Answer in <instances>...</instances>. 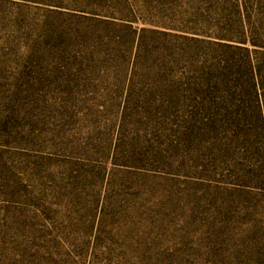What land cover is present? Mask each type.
Masks as SVG:
<instances>
[{
    "label": "rangeland",
    "instance_id": "obj_1",
    "mask_svg": "<svg viewBox=\"0 0 264 264\" xmlns=\"http://www.w3.org/2000/svg\"><path fill=\"white\" fill-rule=\"evenodd\" d=\"M216 260L264 264V0H0V264Z\"/></svg>",
    "mask_w": 264,
    "mask_h": 264
},
{
    "label": "trees",
    "instance_id": "obj_2",
    "mask_svg": "<svg viewBox=\"0 0 264 264\" xmlns=\"http://www.w3.org/2000/svg\"><path fill=\"white\" fill-rule=\"evenodd\" d=\"M142 32L144 33L146 31L143 30ZM174 107H175V105L171 103L168 106H166V108L163 109V112L168 113ZM182 137L183 138L187 137V133L186 132L183 133ZM182 137H181V139H182ZM189 140L191 143L194 142V138H192V137H190ZM112 156H115L117 158L122 157L125 161H128L127 163H133V166H130V165H127V166L136 168L138 170L144 169V168H141V164H138L141 161L148 160L149 158L156 159V160H162L165 157L158 148H153V147H152V149H144V148L132 146L131 150H129L127 153H125L124 149L119 144L114 147V150L112 152ZM115 161H116V159H115ZM180 164L182 166H185V160H181ZM79 177L80 176H76V179H75L76 183H81V182L83 183V178L81 180H78ZM81 177H83V176H81ZM85 177H88V176L85 175ZM221 262H222V264H229L227 260H216V264H221ZM252 264H257V260H254V262Z\"/></svg>",
    "mask_w": 264,
    "mask_h": 264
}]
</instances>
